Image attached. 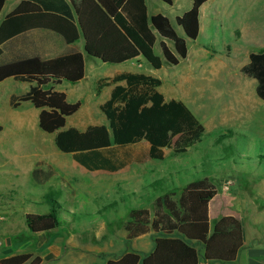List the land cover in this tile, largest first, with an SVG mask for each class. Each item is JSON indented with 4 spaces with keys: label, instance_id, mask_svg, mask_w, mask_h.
<instances>
[{
    "label": "trees",
    "instance_id": "obj_1",
    "mask_svg": "<svg viewBox=\"0 0 264 264\" xmlns=\"http://www.w3.org/2000/svg\"><path fill=\"white\" fill-rule=\"evenodd\" d=\"M7 0H0V13ZM42 10L5 19L0 25V83L13 79L29 83V90L12 94L9 106L17 109L30 102L40 110L38 126L55 134L58 151L68 154L89 172L116 173L133 163L163 161L166 149L181 156L200 143L204 125L189 107L178 100L165 101L159 78L142 73H119L97 81L96 91L112 86L110 97L100 105L107 126L95 125L80 131L65 129L67 118L81 108L70 103L55 85L76 84L85 76V55L93 56L98 40L122 13L133 30L153 47L160 37V48L167 63L177 66L187 57V39L194 41L200 31L199 12L209 0H191V8L176 18L185 38L180 37L169 19L149 16L144 0H27ZM171 5L172 0H161ZM43 31L56 37L60 51L53 55L38 52L30 34ZM84 37L83 50L77 42ZM173 44V51L164 42ZM241 72L256 81L255 93L264 101V49L250 53ZM224 136H220L219 142ZM145 144V149H140ZM140 149V150H139ZM55 175L50 164L37 161L31 180L43 186ZM159 183V182H157ZM218 191L209 177L189 182L179 190L159 195L153 211L134 208L124 224L127 240L156 235L155 250L147 255L126 253L107 264H199V247L209 261L232 263L243 246L241 221L232 215L219 218L210 231L209 203ZM60 192L47 191L41 198L45 213H26L24 220L31 233H47L60 226ZM0 264H41L39 257L22 254L0 260Z\"/></svg>",
    "mask_w": 264,
    "mask_h": 264
},
{
    "label": "rangeland",
    "instance_id": "obj_2",
    "mask_svg": "<svg viewBox=\"0 0 264 264\" xmlns=\"http://www.w3.org/2000/svg\"><path fill=\"white\" fill-rule=\"evenodd\" d=\"M154 1L149 2L150 7L156 3L161 12L167 13L171 19L191 4L190 0H175L173 6ZM214 1L209 0L202 14L203 33L196 43L190 42L191 49L208 46L217 50L216 55L206 59L208 66L203 68L204 71L198 72V67L189 64L192 70L187 80V63L175 67L164 58L163 68L157 71L165 84L161 91L185 102L205 127L202 141L186 154L174 156L171 150L166 149L163 161L133 163L117 173L89 172L70 155L58 151L54 144L55 134L43 132L38 123L24 128L23 136H16L13 131L7 130L0 135L3 142V152L0 154V227L14 223V227L20 229L23 228L25 213L47 212V207L40 202L50 189L60 192L59 203L63 210L59 216L60 226L55 231L34 234L25 229L11 233L12 244L18 243L20 238L23 240L15 248L28 246L30 250L35 247L40 250L60 239L58 243L63 247V255L68 249L70 254L84 257L90 235L96 236L91 230L92 226L95 230L106 228L105 234L112 228L115 230L113 234L118 236L131 209L147 208L153 211L155 195L179 190L203 177H209L216 186L218 198L227 199L223 193L232 194L241 215L246 216L250 208L264 214V102L255 94V81L240 72V64L248 57L247 51L251 53L264 49V0ZM215 11L223 15L215 18ZM172 21L177 34L185 38L182 29ZM236 29L245 32V36L243 34L237 40L240 32ZM169 43L172 49L173 44ZM227 46L232 49L233 55L230 57L225 52ZM104 51L101 43L98 54ZM156 51L160 53L158 45ZM85 58L86 79L77 84L64 81L58 86L60 91L66 93L70 103L80 100L84 109L67 118L65 129L73 127L84 131L90 126L108 124L98 104L108 99L110 90L105 89L98 94L96 84L99 79L107 77L114 66L89 56ZM222 63H226V66ZM91 64L96 67L94 72L90 70ZM247 80L249 85L245 82ZM10 81L0 88V109L3 111H12L8 105L9 90L13 94L23 92V85ZM173 83H182V86L171 87ZM242 87L244 95H249L247 100H250L251 112L245 118L244 128L236 133L230 129L229 117L231 104L242 95ZM232 123L234 126L241 124L237 119ZM234 129L237 130L236 127ZM220 136L224 137L216 142ZM140 149H145V144ZM37 160L50 164L55 171V175L43 186H37L31 180L30 171ZM137 177L145 180L142 187L147 188L150 183L149 186L156 193L138 195L133 193V185H121L122 179ZM227 185L228 189H225ZM250 224L254 226V220ZM99 234L101 236L102 232ZM43 239H47V243L43 244ZM0 243L1 249L4 246L1 236ZM63 259L61 264H69L68 259Z\"/></svg>",
    "mask_w": 264,
    "mask_h": 264
},
{
    "label": "crops",
    "instance_id": "obj_3",
    "mask_svg": "<svg viewBox=\"0 0 264 264\" xmlns=\"http://www.w3.org/2000/svg\"><path fill=\"white\" fill-rule=\"evenodd\" d=\"M144 1H145L147 13L149 16L156 15V14H162L169 19L172 26H173L172 20H174L176 24V18L179 16H182L185 12L190 10L191 5H192V3L189 4L186 7V9L182 11V13L174 15V18L171 19L167 13L161 12L160 6H158L156 3H154V7H150L149 2L150 1L152 2L154 0H144ZM159 1L160 3H164L161 0ZM174 2L175 0H172V4H171L172 6L174 5ZM208 2L209 1L203 4L200 8V12H199L200 31H199V35L197 39L199 38L200 34L203 33L204 31L203 23H202V16H203L202 14H204V12L206 11ZM215 2L216 1L213 2L214 5H215ZM41 10L42 8L38 4L33 3L31 1L7 0L0 13V25L5 19L9 17L20 15V14L36 13V12H40ZM218 15H223V13L215 11V18L216 17L218 18ZM236 30L240 32V36L237 37V40L242 38L243 34L245 36V32L239 29H236ZM247 33L249 32H246V34ZM29 38L31 42H34L36 49L38 50L40 54L53 55L60 51L59 40L49 33H45L43 31H35L30 34ZM197 39L194 41H191L186 38L187 45H188L187 57L184 60L180 61V63L178 64L180 65L183 62L187 63V66L189 68L187 69V80L188 78H190L188 74L192 70L190 69L192 67H189V64H192L198 67L199 69H197V71L202 72L204 71L203 68L205 66H208V63H206V59L209 58V56L213 57L217 53V50L210 49V47L208 46L207 48L197 47V48L191 49L190 42L196 43ZM162 41L163 39L158 37L155 45L153 47H150L133 30V28L131 27L129 22L126 20V18L123 16V14L118 13L114 18L113 26L110 29H108L98 40L94 55L89 56V57H91L92 59H98L101 63L111 64L114 66L113 71L109 72L108 76L105 78L113 77L114 75L119 74V73H142V74H146V75L159 78L157 71L163 68L162 58H164L161 48H160V43ZM164 42L171 49L170 47L171 45L169 41L164 40ZM80 43H81V46H80ZM83 43H84V39L83 37H81V39L77 42V45L79 46L81 51L83 50ZM101 43L103 45V50L105 51L103 54L99 55L98 50H99V46ZM157 45L160 48V53L156 51ZM225 52H228L229 57L233 55L232 49L230 46L225 47ZM246 53L248 57L245 61H243L240 64V72H241V68L249 62L250 52L247 51ZM84 55L85 57L87 56L86 54ZM222 64L226 66V63H222ZM213 65L214 64H211V66ZM95 69H96L95 65L91 64L90 65L91 72H94ZM192 73L194 72H191L190 74ZM86 76H87V63H86V58H85V76L78 83H81L84 79H86ZM9 80H13V79H7L1 82L0 88L3 87L4 85H8V83H11V81L9 82ZM160 80L162 82V85L159 87V92L162 93L165 101H170L172 99L181 101L179 99L173 98L169 94L167 95V93L165 94L164 92H162L161 89L164 88L165 84H163L162 79ZM63 82L64 81H62L61 84ZM245 82L246 84L249 85L248 80ZM13 83H16L15 85H19V84L23 85V92L20 94H16V95L24 94L30 88L29 83H21L17 81ZM182 83L181 84L173 83L170 86L176 87L178 85L179 87H181ZM61 84L55 85L54 89L57 91H60L58 89V86H60ZM255 88H256V85H255ZM105 89L110 90V93H111L112 86L106 87L103 90ZM240 89L242 91V95L238 96L237 102L235 101L234 103L231 104V111H230V117H229V122L231 126L230 129L235 131L236 133L238 132V130H241L244 128L245 118L249 117L250 112H251L250 100H247L249 95L247 94L244 95V90H243L244 87ZM110 93L108 94L109 97H110ZM12 94L13 92L9 90L8 105H9V98ZM67 100H68V97H67ZM101 104H98V106L100 107ZM81 109L82 111H84L82 102H81V108L78 111H80ZM39 113H40V110L36 109L30 102H23L17 109H12V111L11 110L3 111L2 109H0V135L5 130H7L10 132L13 131L16 136H23L24 128L29 127V126L33 127L35 126L36 123H38ZM88 117L90 116H87V118ZM235 119H237L241 124L234 126L232 123V120H235ZM234 127H236L237 130L234 129ZM2 144L3 142L0 140V154L3 152V150L1 149L3 147ZM37 161H41V160H37ZM36 162H34L32 166L33 168L35 167ZM127 167H125L124 169L118 172L124 171ZM33 168L30 171V175H31ZM143 181L145 182V180H143V177H137L132 180L129 178H125L121 180L122 182L121 185L123 186L133 185L132 191L134 194L137 193L138 195L145 194V193L147 194L154 193L155 190L149 186L151 185L150 183L147 184L148 185L147 188L142 187V184L144 183ZM158 196L159 195H155V199ZM223 196H226L227 199H225L224 197L218 198L219 197V192H218L216 197L212 199L209 203L210 231L212 232L214 228V224L219 218L227 216V215L235 216L242 223L243 246L241 249H239L236 258L232 263H225V262H220V261H209L204 257L203 248L198 246L199 253H200L199 264H264V214L256 213L250 208L248 212H246L245 214L246 216H243L240 214L239 210L236 208V202H235V199L232 197V194L228 195L226 193H223ZM27 213H30V212H27ZM248 218H249V221H248ZM2 220H4L3 217H2ZM251 220H254L255 222L254 226L250 224ZM125 222L123 223L121 233L118 236L113 234V231L115 230H112V228H109L107 230V234H105L106 228H101V229L98 228L97 230H95L96 228L92 226L91 230H93L96 233V236L94 234H92V236L90 235L89 240L87 241L86 248H85L84 257H80V255L70 254V251L68 252V249L66 253H64L63 255V247L61 246V243L60 244L58 243L60 239H56V241L53 244L49 243L47 247L40 249V250H36V247L34 248V250H30L28 246L27 247L21 246L19 248H15V245L18 244L20 246L23 240L22 238H20L18 243H16L15 245L12 244L13 234L11 233H14V232L17 233L19 231L22 232V231H25V229H27L24 216H23V228H20V229L15 228L14 223L6 224V226L0 227V236L3 238V242H4L3 248L0 249V260L6 259L12 256L22 255V254H32L33 257H39L41 259V264H54L53 262H57L58 264H61L62 263L61 259L63 258H64L63 260H66V261L68 259L69 264H107L108 261L117 260L121 258L123 255H125L126 253H134V254H139L141 256L152 253L155 250L156 235L150 233L147 235L140 236L133 240H127L126 238L127 233L124 230ZM100 232H102L101 236L99 234ZM38 234H43V233H38ZM100 237H101V240H100ZM46 240L43 239V241L41 242L45 244L47 243ZM73 248L76 249L77 247H73Z\"/></svg>",
    "mask_w": 264,
    "mask_h": 264
},
{
    "label": "built area",
    "instance_id": "obj_4",
    "mask_svg": "<svg viewBox=\"0 0 264 264\" xmlns=\"http://www.w3.org/2000/svg\"><path fill=\"white\" fill-rule=\"evenodd\" d=\"M225 189H228V185H227V187H225ZM1 244V243H0Z\"/></svg>",
    "mask_w": 264,
    "mask_h": 264
},
{
    "label": "water",
    "instance_id": "obj_5",
    "mask_svg": "<svg viewBox=\"0 0 264 264\" xmlns=\"http://www.w3.org/2000/svg\"><path fill=\"white\" fill-rule=\"evenodd\" d=\"M82 37H83V35H82ZM83 39H84V37H83Z\"/></svg>",
    "mask_w": 264,
    "mask_h": 264
}]
</instances>
